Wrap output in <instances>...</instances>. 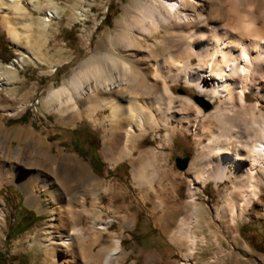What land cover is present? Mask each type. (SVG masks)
I'll list each match as a JSON object with an SVG mask.
<instances>
[{
    "label": "bare ground",
    "instance_id": "6f19581e",
    "mask_svg": "<svg viewBox=\"0 0 264 264\" xmlns=\"http://www.w3.org/2000/svg\"><path fill=\"white\" fill-rule=\"evenodd\" d=\"M26 1L33 3L35 0ZM251 2L213 0L207 4L206 0H137L127 15L118 21L114 34L107 37L110 50L103 61L100 63L98 56H93L74 73L67 86L53 91L45 101V107H54L56 121L65 126L81 120L78 104L84 103L86 117L91 120L98 111H107L106 120L100 121L107 123L104 152L117 164L135 158L138 140L148 131L155 133L157 129H169L173 121L194 137L203 162H195L190 168L194 173L188 182L190 191L185 205L193 218H183L170 233L173 242L187 249L183 264H192L198 245L206 243V237L199 238L195 231L210 230V226L218 231L223 228L224 232L216 234L210 231V240L219 243L227 237L239 242V221L261 206L264 186V9H259L257 2ZM5 5L4 0H0V11ZM49 15L56 13L49 12ZM161 31L164 34L158 37ZM11 36L17 40L14 33ZM150 38L153 41L146 46L144 42ZM160 46H169V52L158 60L143 50L152 51ZM195 60L196 65L193 64ZM10 80L14 82L17 78L10 75ZM8 82V79L5 82L1 79L0 87ZM179 84L206 93L217 104L215 110L205 114L189 99L177 97L174 86ZM247 94H252L258 101L249 103ZM177 101L181 102L180 106H176ZM0 132H3L1 123ZM250 132L255 133L254 139L249 138ZM166 138L171 139L169 131ZM1 149L0 159L7 156V162L6 158L0 161V191L5 185L14 184L24 193L28 206L39 212L48 210L53 217L58 214V219L50 221L52 232L44 231V235L50 236L44 238L42 247L51 264H78L69 248L73 242L81 246L84 243L83 215L88 214L92 222L88 229L95 231L98 240L101 232L108 230V224L100 222L101 193L93 188V183L99 180L88 174L91 185L84 197L65 193L61 204L57 195L70 183L69 174L67 170L61 171L55 158L47 157L51 166L32 158L21 162V149H9L5 156ZM161 157L162 154L155 150L141 151L133 160V180L146 197L159 198L155 204L164 210L166 203L159 196L161 184L157 186L153 182L156 178L154 167ZM149 169L154 172L147 177ZM227 181L231 187L226 189L225 201L211 217L210 210L198 204L196 196L211 182L217 185ZM170 186L172 189L177 187L175 179ZM114 190L110 187L104 193L114 196ZM41 192L50 198L43 199ZM88 197H91L90 210L86 204ZM178 198L176 194L175 199ZM2 201L0 198V203ZM75 201L79 209L74 208ZM98 226L101 232L97 231ZM3 227L0 218V240ZM81 251L89 263L115 264L114 261H120L117 259L122 242L114 239L111 247L98 254L94 253L93 246H83Z\"/></svg>",
    "mask_w": 264,
    "mask_h": 264
},
{
    "label": "rangeland",
    "instance_id": "374dc122",
    "mask_svg": "<svg viewBox=\"0 0 264 264\" xmlns=\"http://www.w3.org/2000/svg\"><path fill=\"white\" fill-rule=\"evenodd\" d=\"M136 1L35 0L29 3L26 0H4L6 5L0 11V34L5 35V41L10 47L8 53L0 52V78L3 82L7 79L10 81L0 87V123L3 126V132H0L1 154L5 156L9 149L11 151L21 149L23 152L21 162L32 158L47 166H51L47 157L55 158L59 162L61 171L67 170L69 174L70 183L63 193L57 195L61 204L65 193V195L84 197L88 186L91 185L88 174L93 176V179L99 180L93 183V188L101 193L100 222L108 224V230L101 232L98 226L97 231L101 232L98 240L95 231L88 229L92 223L88 214L83 215L81 227L85 230L84 243L81 246L73 242L69 248L78 264H94L83 258L81 251L83 246L86 248L93 246L94 253L98 254L104 248L111 247L114 239L122 242V251L117 259L120 261L119 263L114 261L115 264H183L184 254L187 252L185 246L171 240L170 233L183 218H193L185 205L190 191L188 182H191L194 173L190 168L195 162L200 164L203 162L194 137L173 121L169 129H157L155 133L152 130L148 131L138 140L134 152L135 158L117 164L113 163L104 152L107 123L101 124L100 121L106 120L109 114L107 111H98L95 119L91 120L86 117L84 103L78 104L81 120L74 125L65 126L56 121L52 111L53 106L45 107L49 94L67 86L74 73L79 72L89 59L98 56L100 63L103 61L105 53L110 50L107 37L114 34L118 21L127 15ZM206 1L210 4L213 0ZM245 1L257 2V7L264 9V0ZM49 12H55L56 15L51 16ZM107 16H109V24L104 23ZM13 33L17 36V40L11 36ZM163 34L164 32L161 31L158 37H162ZM150 41H153V38L145 41L144 44L147 46ZM168 47L160 46L152 51L143 50L145 53H152L154 59L158 60L169 52ZM193 64L196 65V60ZM6 66L10 69H4ZM10 75L15 76L17 80L11 81ZM174 92L179 98L189 99L205 114L213 112L217 106L206 93L199 92L193 86L175 85ZM198 99H203L205 103L211 105V108L206 110ZM247 100L254 104L258 98L247 94ZM180 105L181 102L177 101L176 106ZM21 106L24 108L14 111ZM23 117L26 122L15 123ZM75 130L92 132L94 138L98 137L96 141L93 140L94 145L99 147L92 152L89 145L79 141L77 145L80 147L76 149V137L78 139L80 137L72 134ZM168 131L171 133L170 140L166 138ZM248 134L249 138L254 139L255 133ZM146 150H155L163 156L160 163L158 162L154 167L156 178L153 182L157 186L161 184L162 194L159 196L166 203L164 210L159 209L155 204L159 198L146 197V193L133 180V160L141 151ZM5 158L0 161H4ZM177 158H190L189 166L185 171L177 168ZM93 162L97 163V168ZM153 172L149 169L146 173L147 177ZM174 179L177 187L172 189L170 182ZM110 187L115 189L114 196L104 193ZM229 187H231L230 181L217 185L211 182L196 196L197 203L208 208L211 217H214L216 209L225 201L226 189ZM40 194L43 199L50 198L44 192ZM176 194L178 199H175ZM0 198L3 200L0 203V218L4 222L0 253L5 259L4 263L51 264L42 247V241L50 236L44 235V231L52 232L50 221L53 218L58 219V214L53 217L48 210L43 209L39 212L28 206L24 193L14 184L5 185L0 191ZM75 202L74 208L79 209V204ZM259 203L260 207H255L252 213H248L239 221L237 225L239 242L227 237L219 243L210 240V231L216 234L220 231L224 232L223 228H219L218 231L210 226V230L205 228L203 231H195L199 238L206 237V243L198 245L199 250L191 263L264 264V252L258 251L243 236L244 231H255L264 241V186ZM86 204L90 210L91 197L87 198ZM24 208L40 217V220L29 231L16 237L11 232L15 222L18 223L21 218ZM138 213H143L161 234L162 243L165 244L163 249H142L134 243L131 233L135 228ZM260 247L264 250V242ZM62 251L64 252V249Z\"/></svg>",
    "mask_w": 264,
    "mask_h": 264
},
{
    "label": "trees",
    "instance_id": "16d2710c",
    "mask_svg": "<svg viewBox=\"0 0 264 264\" xmlns=\"http://www.w3.org/2000/svg\"><path fill=\"white\" fill-rule=\"evenodd\" d=\"M109 16L106 17L104 23L109 24ZM4 34H0V52L3 54L8 53L10 47L5 41ZM27 120L23 117L17 122H26ZM72 134L76 137H80L82 139H78L76 137V149H79L78 142L82 141L85 145H89L92 152H94L95 148L99 146L94 145V141L97 140L98 137L95 138L92 136V132L85 130H75ZM83 145V144H82ZM95 167L97 168V163L93 162ZM118 169V168H117ZM40 220V217H37L33 212L28 211L27 209H22V216L19 219L18 223L15 222L14 229L11 232L14 236L18 237L27 231H29L33 226ZM244 238H246L249 242L253 244V246L258 250L264 252V250L260 247L264 242L261 236L255 231H244ZM132 240L139 248H147L150 250H161L164 248L165 244L162 243L163 237L161 234L153 227L151 221L143 214L138 213L137 221L133 232L131 233ZM4 257L0 253V264L4 263Z\"/></svg>",
    "mask_w": 264,
    "mask_h": 264
},
{
    "label": "water",
    "instance_id": "95a60500",
    "mask_svg": "<svg viewBox=\"0 0 264 264\" xmlns=\"http://www.w3.org/2000/svg\"><path fill=\"white\" fill-rule=\"evenodd\" d=\"M198 101L201 103L202 106L206 108V110H209L211 108V105L205 103L203 99H198ZM189 162H190V158H177L176 159L177 168L180 171H185L189 166Z\"/></svg>",
    "mask_w": 264,
    "mask_h": 264
}]
</instances>
